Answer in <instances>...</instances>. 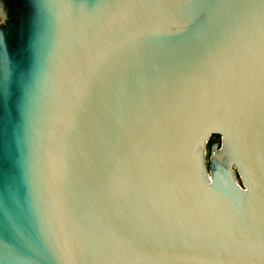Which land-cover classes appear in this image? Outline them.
Returning <instances> with one entry per match:
<instances>
[{
  "label": "snow or ice",
  "instance_id": "snow-or-ice-1",
  "mask_svg": "<svg viewBox=\"0 0 264 264\" xmlns=\"http://www.w3.org/2000/svg\"><path fill=\"white\" fill-rule=\"evenodd\" d=\"M59 9L62 99L25 162L43 254L62 264H264V0H40ZM38 40L37 54L43 44ZM9 62L0 51V106ZM108 145L72 195L85 109ZM224 131L248 186L197 174L186 132ZM5 264L27 257L0 243Z\"/></svg>",
  "mask_w": 264,
  "mask_h": 264
},
{
  "label": "water",
  "instance_id": "water-1",
  "mask_svg": "<svg viewBox=\"0 0 264 264\" xmlns=\"http://www.w3.org/2000/svg\"><path fill=\"white\" fill-rule=\"evenodd\" d=\"M39 4L40 0H0V51L9 62V91L0 106V243L20 250L27 257L23 264H62L54 254L41 252L43 244L29 214L30 187L25 180V162L34 148L39 150L48 142L62 99L59 9ZM212 135L220 140L207 150ZM186 149L199 175L213 181L219 177L224 184L230 181L240 191L248 186V179H254L251 175L246 179L236 152L225 144L222 128L213 127L202 138L200 129H189ZM66 152L71 162L65 177L69 193L86 196L99 159L108 155L94 105L85 109ZM0 264L5 262L0 260Z\"/></svg>",
  "mask_w": 264,
  "mask_h": 264
},
{
  "label": "rangeland",
  "instance_id": "rangeland-1",
  "mask_svg": "<svg viewBox=\"0 0 264 264\" xmlns=\"http://www.w3.org/2000/svg\"><path fill=\"white\" fill-rule=\"evenodd\" d=\"M219 140H220L219 136H217V135H212V136L210 137L208 143L206 144V149L209 150V146H210V144H211L212 142H216V141L219 142Z\"/></svg>",
  "mask_w": 264,
  "mask_h": 264
}]
</instances>
